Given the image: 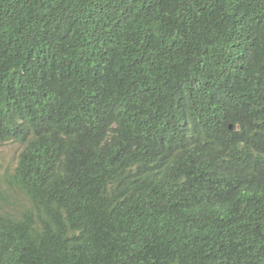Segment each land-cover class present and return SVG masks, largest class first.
<instances>
[{
    "label": "trees",
    "instance_id": "16d2710c",
    "mask_svg": "<svg viewBox=\"0 0 264 264\" xmlns=\"http://www.w3.org/2000/svg\"><path fill=\"white\" fill-rule=\"evenodd\" d=\"M6 141L0 264H264V0H0Z\"/></svg>",
    "mask_w": 264,
    "mask_h": 264
},
{
    "label": "rangeland",
    "instance_id": "374dc122",
    "mask_svg": "<svg viewBox=\"0 0 264 264\" xmlns=\"http://www.w3.org/2000/svg\"><path fill=\"white\" fill-rule=\"evenodd\" d=\"M19 150V145L13 141L0 142V209L12 210L25 204L22 194L10 191L5 182V176L15 165Z\"/></svg>",
    "mask_w": 264,
    "mask_h": 264
},
{
    "label": "clouds",
    "instance_id": "9594fccd",
    "mask_svg": "<svg viewBox=\"0 0 264 264\" xmlns=\"http://www.w3.org/2000/svg\"><path fill=\"white\" fill-rule=\"evenodd\" d=\"M15 143H17V142H15ZM18 144V143H17ZM19 145V144H18ZM19 147L21 148V146L19 145ZM16 159H17V157H16ZM16 163V162H15Z\"/></svg>",
    "mask_w": 264,
    "mask_h": 264
},
{
    "label": "water",
    "instance_id": "95a60500",
    "mask_svg": "<svg viewBox=\"0 0 264 264\" xmlns=\"http://www.w3.org/2000/svg\"><path fill=\"white\" fill-rule=\"evenodd\" d=\"M231 127V126H230Z\"/></svg>",
    "mask_w": 264,
    "mask_h": 264
}]
</instances>
